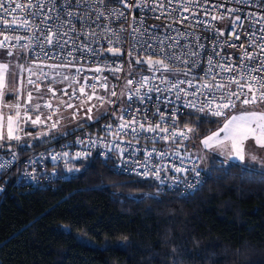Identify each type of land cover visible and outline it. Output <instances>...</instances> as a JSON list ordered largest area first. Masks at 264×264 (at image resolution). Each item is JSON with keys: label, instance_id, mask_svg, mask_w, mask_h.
<instances>
[{"label": "built area", "instance_id": "1", "mask_svg": "<svg viewBox=\"0 0 264 264\" xmlns=\"http://www.w3.org/2000/svg\"><path fill=\"white\" fill-rule=\"evenodd\" d=\"M32 2L36 4L38 0ZM163 2V12L159 8L152 10L153 0H146L147 8L135 7L137 0H53L55 12L50 11L52 4L44 0L42 9L30 10L36 12L35 16H29L23 8L7 16L0 12V17L12 24L10 29H6L0 22V41L5 44L2 48L25 49L33 59L78 65L74 72L69 74V82L57 87L58 93L52 94L44 101L48 131L58 129L57 116L60 109H69V104L72 107L82 105L90 115L96 106L104 105L106 108L100 119L95 117L90 120L92 126L101 120L104 121L99 132L89 131V125L82 126L61 138H53L23 157L16 153L0 157V178L5 171L23 163L16 184L48 186L53 180L68 178L67 167L72 166L76 160L96 154L101 158L115 155V168L118 173L153 180L156 183L155 193L158 194H188L200 186L205 177V169L195 157L177 152L173 148V145L182 144L187 140L180 135L186 129L180 119L188 114L219 117L211 115L208 111L199 112L198 108L206 105L209 100H212L213 108L221 102L226 103V100L222 101V94L237 91V85H228V80L230 77H239L243 57L241 45L245 46L247 52L257 56L251 61H243L248 67L256 68L261 64L259 56L264 55V50L250 46L248 35L255 32L252 39L255 45H259L264 43V33L260 31V23L250 24L248 14L254 13L255 20L264 17V0H196L187 12L183 10V0ZM10 3L13 6L15 3L27 4L28 0H5V7ZM213 5L218 7L214 8ZM220 5L222 7H219ZM205 8L209 9L212 15H223L225 18L212 20L211 15L205 14ZM228 9L239 11H234L229 16ZM69 11L75 15L68 16L66 13ZM119 13L123 15L120 16ZM45 14L52 19H44ZM237 15L243 23L237 33L233 34L232 20ZM134 27L142 28L144 34L133 33ZM57 32L59 36L54 35ZM50 34H53L54 40L61 41L59 46L46 43ZM235 35H239V39H236ZM6 36L12 38L5 40ZM17 36L20 37L19 40L15 39ZM106 49H119L121 55H109ZM189 52H196L198 55L190 57L187 55ZM164 54H174L180 59L170 60ZM140 57L164 60L172 70L165 71L162 67L159 70H150V67L144 65H141L142 70H131L129 61L133 62V58ZM221 65H231L237 71H222L219 67ZM96 68L101 71H95ZM117 68L119 71H115ZM252 74L264 78V69ZM142 77L148 78L143 88L140 87ZM31 80L32 84L41 85L47 77ZM129 80L133 83L128 84ZM205 83H211L213 86L221 83L225 87L220 90L213 87L211 91L208 88L198 91ZM102 84L106 86L102 87ZM173 84H178V88L172 89ZM81 87L84 88V93L80 92ZM156 87L161 89L159 93L155 90L149 91ZM165 88L172 90L164 91ZM122 89L125 97L119 103ZM179 89L189 95L185 96L180 92L177 99ZM54 91L50 90V93ZM244 91L249 93L247 98L251 99L247 87ZM112 92L116 95L113 96ZM192 93H196L194 102L197 107H185L186 100H193ZM89 96H92L91 100L88 99ZM244 99V96L234 98L235 106L224 109L222 116L236 107L261 102L258 99L254 103L244 104ZM89 108H92L91 113L88 112ZM74 111H78L76 107ZM121 117L124 122L135 120L133 126L137 129L141 124L145 128H156L159 125V128L168 129V132H160L157 128L155 133H133V126L119 129ZM53 124L56 125L55 128L52 127ZM109 125L111 127H108ZM173 132L177 133L175 137H172ZM185 134L187 136V133ZM166 135L169 139L162 138ZM146 152L150 153L147 160ZM65 153L68 155L65 156ZM164 153L167 155H158ZM52 165L54 166L51 167ZM59 167H66V172H60ZM157 167L159 178L152 175L157 171ZM176 168L185 171L177 172ZM146 171L149 173L147 176L144 175ZM2 187L0 183V191Z\"/></svg>", "mask_w": 264, "mask_h": 264}, {"label": "trees", "instance_id": "2", "mask_svg": "<svg viewBox=\"0 0 264 264\" xmlns=\"http://www.w3.org/2000/svg\"><path fill=\"white\" fill-rule=\"evenodd\" d=\"M71 65L78 67L77 64ZM46 77L41 85L32 86L35 91L46 89L50 97L58 90L54 85L48 89L51 81ZM24 81L26 87L28 78ZM50 90L55 91L50 93ZM13 98L11 94L7 100L13 102L2 105L15 118L19 111L15 135L20 139L9 140L7 135L1 139L0 157L12 153L23 157L53 138H61L82 126L89 125V131L99 132L104 122L101 120L92 126L88 119L90 114L82 105L75 106L76 112L74 106L63 107L59 113L62 126L48 131L47 109L43 102L40 110H34V99H29L25 92L18 95L19 100ZM121 100L119 97V103ZM17 104L20 105L18 110ZM105 109L104 105L96 106L91 115L100 119ZM37 117L40 122L33 124ZM76 120L77 124L71 128L60 130ZM180 123L193 128V133L201 136L213 131L218 120L202 114H188L180 119ZM38 130L44 135L32 138ZM190 133L180 144L185 148ZM175 149L188 154L185 149ZM225 161L207 162L200 186L181 195L155 193L153 180L118 173L113 156L101 158L91 154L76 160L67 167L68 178L53 180L48 186L16 184L23 168V163H19L0 178L3 185L0 191V264H161L159 259L153 260L148 255L149 243L159 248L156 234L163 223L153 214V207L148 206L149 200L153 206L183 204L193 209L191 218L198 227L207 224L213 232L234 244L245 237L264 243V172ZM59 171L66 172V167H59ZM124 209H130L132 214ZM237 211L239 218L235 215ZM77 234L90 238L94 244L81 241ZM185 252L190 257L201 255L188 245H185ZM255 264H264V260L258 259Z\"/></svg>", "mask_w": 264, "mask_h": 264}, {"label": "snow or ice", "instance_id": "3", "mask_svg": "<svg viewBox=\"0 0 264 264\" xmlns=\"http://www.w3.org/2000/svg\"><path fill=\"white\" fill-rule=\"evenodd\" d=\"M49 4H52V7L50 8L51 12H55V5L53 4V0H48ZM238 2H242V0H238ZM169 3H171V0H169ZM196 3V0H183V10L185 12L189 11L190 8L193 7V5ZM44 7V0H38V3L33 4L32 0H28L27 4H21V3H15L14 6L10 3L8 7H5V0H0V12H2L4 14V16H7L11 13H15L17 11H19L20 9H24L25 12L29 15V16H35L36 12L35 11H30L33 8H37V9H42ZM135 7H140V8H147L148 4L146 3V0H137V3L135 5ZM213 7H218L216 5H213ZM219 7H222V5H220ZM157 8H159V10L161 12L164 11L165 9V5L163 0H153V4H152V10L156 11ZM234 11H239L238 9L233 10V9H228V15H232V13ZM68 16H73L75 15L72 12H67L66 13ZM205 14L206 15H211V19L212 20H217V19H224L225 16L223 15H212L211 12L209 11V9L205 8ZM102 15V13H101ZM118 15L122 16L123 13H119ZM255 16L254 13H249L248 14V18L250 20V24L251 25H255L256 23H260L261 24V28L260 31L262 33H264V17H262L260 20H255L253 19V17ZM44 19H52L51 16L45 14ZM0 22L3 23V25L5 26L6 29H10L12 27V24H10L8 22L7 19H4L3 17H0ZM43 22V21H42ZM14 23V22H13ZM242 20L240 18L239 15H237L235 17L234 20H232V24H233V34L237 33L238 28L242 25ZM21 26H26V25H17V27H21ZM210 27V25H208ZM110 31V29H108ZM133 33L136 34H140L143 35L144 34V30L142 28H136L134 27L132 29ZM54 35L59 36V33H55ZM66 35V33H65ZM217 35H222V33H217ZM255 35V32L251 33L248 35L249 38V44L250 46H257L260 49L264 50V43H261L259 45H255L253 42L252 37ZM12 37H5V40L11 39ZM236 39H239V35H235ZM15 39L19 40L20 37H15ZM262 39H264V37H262ZM46 43L48 44H57L58 46L60 45L61 41L59 39H53V34H50L47 38H46ZM161 43H163L161 41ZM4 41H0V47H4ZM200 47H203L202 45H200ZM241 50L243 52V57H242V64H241V70H240V74L238 78H229L228 80V85L231 84H236L237 85V91L232 92V91H228L226 94H222V101L226 100L227 102H221L219 104H216L215 107H212V100L207 101L206 105H202L198 108L199 112H205L208 111L211 113V115L213 116H222L224 114L223 110L227 109L229 107H234V98L239 99L240 96H244L245 99L243 100L244 104H248V103H254L256 102L258 99L261 101H264V78L261 77H257L255 75H253L252 73L254 72H259L262 69H264V55H260L259 59L261 61V64L258 65L256 68H250L248 67V65L246 63H244L243 61H251L252 59H256L257 56L255 53H249L245 50V46L241 45ZM109 51H118V49H109ZM11 54V53H9ZM166 57L170 60H179L180 57L175 56L174 54L171 56H167ZM188 56L190 57H195L198 55V53L196 52H189L187 53ZM139 62V61H138ZM150 65V70L155 69V70H159L161 67L165 70V71H171L172 69L169 67V65L167 63L164 62V60H157V61H152L151 59H149V61H147ZM185 63H187V61H185ZM8 65L6 64H0V95H2V89H3V84H4V72L7 69ZM53 67H57V66H53ZM63 67H67V65L63 66ZM193 67H195V61H193ZM212 67V61H211V57L209 58V69H211ZM221 67L222 71L228 72V71H237V69H235L234 67H232L231 65H229L228 67H223L222 65L219 66ZM95 71L99 72L101 71L100 68H96ZM115 71H119V68L115 69ZM207 75V73H206ZM65 79H68V77H65ZM148 80L147 77H142L141 81H140V87L143 88L144 87V82H146ZM244 81H246L247 83H243ZM29 84H32L33 81L31 79H29L28 81ZM133 81L129 80L128 84H132ZM179 83V82H178ZM102 87H105L106 85H101ZM93 93L95 92V86L93 85ZM213 87H215L216 90H220L222 88L225 87V85L221 84V83H217L215 86H213L211 83H205L201 85V88L198 89V91H202L204 88H208L209 91L213 90ZM247 87L249 92L251 93V99H248V92L244 91V88ZM178 88V84H173L172 85V89H177ZM172 89H167L165 88L164 91H168L171 92ZM155 90L156 92H160L161 89L156 87L154 89H149V91ZM80 92L84 93V88L81 87L80 88ZM137 92H139V89H137ZM183 92V94L185 96H188L189 93H187L186 91H184L183 89H179L178 90V94H177V99H179V93ZM113 96L116 95L115 92L111 93ZM147 95V94H145ZM193 97V100H186L184 106L188 107V108H196L197 105L194 102V98L196 96V93H192L191 94ZM29 99H31V94H29ZM89 100L92 99V96L88 97ZM102 99V98H101ZM213 99H215V97H213ZM15 107L17 108V110L20 108V105L17 104L15 105ZM37 107H39V105H37ZM68 107H72L71 104L68 105ZM88 112L91 113L92 112V108L88 109ZM175 112V110H174ZM19 111H17L16 114V118L14 119L12 116H9L7 118V138L9 140L11 139H15V140H19L20 137L18 135H15V132L17 131L18 128V121H19ZM25 119H28L27 116H25ZM88 119H94V117L92 115L88 116ZM161 119H163V116L161 117ZM40 122V117H37L35 120L32 121L33 124L39 123ZM136 121L133 120L132 122H124L123 121V117H121V124L119 125V129H124L130 126L135 125ZM53 128L56 127L55 124L52 125ZM108 127H111L110 125ZM157 128H159V125L156 126V128H153L152 126H149L148 128H145L143 124H141L139 126V129H137L136 127H132V131L133 133H136L137 131H143V132H153L155 133ZM160 132H164L167 133L168 129H163V128H159ZM194 129L187 127L185 129V132H181L180 135L187 139V136L185 133L188 132H193ZM220 133H223V137H220ZM177 135V133L173 132L172 133V137H175ZM249 137H252L255 139V142L257 145H261L264 146V113H257V112H246V113H242L240 115H233L230 117V119H228L224 126L219 129L218 132H213L211 135L205 137L202 140V144L205 146V148H216L219 149L221 151L222 154H224L225 152L227 153V157L229 160H238L240 162H243L245 160V151H244V142L246 140L249 139ZM3 135H0V139H3ZM163 139H169V137L166 135L164 137H162ZM120 151H123V149H120ZM65 156H67L68 154L65 153ZM77 155L79 156L80 154L77 153ZM158 155H167V153L164 154H158ZM150 158V153H145V159H149ZM253 160H255V157H252ZM225 163H227V160L225 161ZM177 172H181V171H185V169L182 168H176ZM197 176H199V173H196ZM145 176L149 175V173L146 171L144 173ZM152 175H155L157 178H159V167H157V171L155 173H152ZM161 183H163V181H161Z\"/></svg>", "mask_w": 264, "mask_h": 264}, {"label": "rangeland", "instance_id": "4", "mask_svg": "<svg viewBox=\"0 0 264 264\" xmlns=\"http://www.w3.org/2000/svg\"><path fill=\"white\" fill-rule=\"evenodd\" d=\"M0 64L8 65L7 69L4 72V84L2 89L3 94L0 95V135H3V137L7 135V118L9 116H12L15 119L14 115L9 113V111H7V109L2 105V103L4 102H13V100H7L11 94L14 95V98H17L20 94L22 95L23 92H25L28 97L29 94H31V98L34 99V110H40L42 102L44 103V101L49 97L50 94L46 89L45 91H35L34 86L28 83L29 79L40 78L41 76L46 75L50 79L51 83L54 84V87H60L61 85L68 83V79H65V77L69 78V74L74 72V70L76 69V66H73L71 64H65L67 65V67H63L65 66L63 64L49 63L43 60L32 59L23 49H6L2 47H0ZM129 67L134 71L143 69V67L141 68V66L139 67L135 65L132 61H129ZM26 77L28 78V81L26 87H24V79ZM52 86L53 85H51L50 87ZM120 95L124 99L125 93L123 89L121 90ZM17 100L19 99L17 98ZM37 105H39V107H37ZM246 112L264 113V101L247 106H239L236 107L233 111L227 113L225 116L215 117L218 120L217 127L208 134L201 136L191 132L189 135L190 139L186 143V148L184 151L188 154L193 155L203 166V168L209 161L217 162L220 160H227L228 162L239 163L245 167L255 165L258 169L264 171V146L257 145L255 139L252 137H249V139L244 142L245 160L243 162H240L238 160H229L226 152L222 154L219 149L205 148V146L202 144V140L205 137L211 135L213 132H218L219 129L224 126L225 122L230 119L231 116L240 115ZM57 122L59 126H62V121L59 116H57ZM77 122L78 120L69 122L60 130L71 128L73 125L77 124ZM43 135L44 133L41 130H38L35 131L32 135L33 137H31L36 138ZM223 135V133H220L221 138L223 137ZM177 152H180V150ZM253 156L255 157V160L252 159ZM78 238L85 243L94 244L93 241L88 237L78 236Z\"/></svg>", "mask_w": 264, "mask_h": 264}, {"label": "clouds", "instance_id": "5", "mask_svg": "<svg viewBox=\"0 0 264 264\" xmlns=\"http://www.w3.org/2000/svg\"><path fill=\"white\" fill-rule=\"evenodd\" d=\"M153 207V214L163 220L156 234L159 248L148 244V255L161 264H255L264 260V243L245 237L234 244L213 232L207 224L200 228L192 220L194 210L183 204L172 206L160 203ZM124 211L131 213L130 209ZM239 218V211L235 213ZM185 245L200 252V257L188 256Z\"/></svg>", "mask_w": 264, "mask_h": 264}, {"label": "water", "instance_id": "6", "mask_svg": "<svg viewBox=\"0 0 264 264\" xmlns=\"http://www.w3.org/2000/svg\"><path fill=\"white\" fill-rule=\"evenodd\" d=\"M106 53L109 55H121V51L118 49V51H109V49H106ZM149 59H151L152 61H157L160 60L158 58H146V57H140V58H133V62L137 65H144L147 67H150L149 63L147 61H149ZM139 61V62H138ZM175 148L178 149H185L184 145H174Z\"/></svg>", "mask_w": 264, "mask_h": 264}, {"label": "crops", "instance_id": "7", "mask_svg": "<svg viewBox=\"0 0 264 264\" xmlns=\"http://www.w3.org/2000/svg\"><path fill=\"white\" fill-rule=\"evenodd\" d=\"M15 117V116H14ZM45 131V130H44ZM250 168H254V169H256V170H260V169H258L255 165H253V166H250ZM262 171V170H261ZM264 172V171H263Z\"/></svg>", "mask_w": 264, "mask_h": 264}, {"label": "bare ground", "instance_id": "8", "mask_svg": "<svg viewBox=\"0 0 264 264\" xmlns=\"http://www.w3.org/2000/svg\"><path fill=\"white\" fill-rule=\"evenodd\" d=\"M234 109H235V108H234ZM234 109H233V110H234ZM233 110H232V111H233ZM112 156L115 157V155H112ZM154 195H155V194H154Z\"/></svg>", "mask_w": 264, "mask_h": 264}]
</instances>
